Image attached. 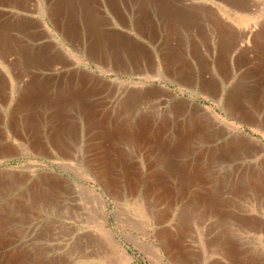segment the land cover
<instances>
[{"label":"rangeland","instance_id":"obj_1","mask_svg":"<svg viewBox=\"0 0 264 264\" xmlns=\"http://www.w3.org/2000/svg\"><path fill=\"white\" fill-rule=\"evenodd\" d=\"M41 1L15 0L11 3L0 0V42L13 53L26 50L27 42L43 48L52 44L56 51L64 50L75 63L59 70L61 65L52 60L46 62L48 70L42 72H67L81 67L93 76L92 89L79 91V108L71 103L59 113L55 111L56 106L53 109L40 106L38 119L32 125L36 124V128L31 127L40 138L52 132L54 138L65 145L69 160L46 157V144L37 142L25 129L13 135L15 128L10 129L9 124H13L14 119L8 120V124L0 118V145L10 142L17 151L15 155L0 157V251L25 253L24 258L19 259L22 264H58L53 263L56 259L59 264H108L100 258L111 255L112 237L99 222L104 209L107 214L105 229H109L113 238L126 249L131 259L129 264H176L174 259L179 256L187 259V264H264V74L243 59L222 55L225 45L218 43L216 37V16L196 10L187 14L180 8L184 3L169 0L165 3V19L153 16L155 11L151 14L156 21L151 39L133 33L138 40L136 47L146 60L140 68L134 65L108 68L64 40L55 25L40 15ZM97 1L101 12L106 11L116 21L107 1ZM254 1L260 3V8L254 12L226 8L229 17H225L226 22L236 28L244 26L240 24L242 18L249 20L251 25L260 24L264 17V0ZM78 2L73 1L69 11L73 13L71 20L77 21L80 15ZM110 3L121 21H126L128 13L138 9L137 0H111ZM208 4L212 10H221L212 2ZM17 7L35 22L45 18L51 30L49 37L37 34L32 26L28 27L33 30L29 33L26 24L10 20L9 10H17ZM144 11L150 14L149 9ZM114 29L116 36L122 31L130 32L120 21ZM122 41L126 44V40ZM162 65L174 67L176 72L164 73L159 70ZM0 71L3 74L0 77L3 79L0 82V113L9 119L11 114L7 107L14 90L9 84L10 80H16L2 64ZM179 72L204 78L208 85L197 88L184 81ZM60 83L55 81L51 86L47 83L42 92L59 89ZM84 84L89 85V82L85 80ZM124 87L152 89L155 97L144 98L142 102H125ZM223 92L242 95L246 113L241 119L227 111L221 99ZM195 103L200 104L206 114L211 110L219 120L226 122L223 124L225 134L202 138L199 133L192 132V119L199 117L191 113V104ZM95 108L111 124L128 123L141 114L151 115L152 121L159 123L164 137L140 150L129 138L113 140L108 148V141L100 132V123L87 124L83 120L85 114H91ZM230 124L238 130L232 131ZM179 129L188 136H179ZM248 142L262 148L254 152L253 157H248ZM51 150L55 149L51 147ZM87 150L98 156L105 153L125 157L131 172L136 173L140 168L145 175L154 174V187L158 190L145 193L143 189L135 191V187H130L109 196L81 162ZM13 172L18 174L16 182L9 181ZM42 175H50L52 179L43 181ZM150 214L154 218L163 215L162 222L152 221ZM158 230L170 232L174 240V248L168 255L161 252L159 259L150 248L152 243L157 245L155 233Z\"/></svg>","mask_w":264,"mask_h":264},{"label":"bare ground","instance_id":"obj_2","mask_svg":"<svg viewBox=\"0 0 264 264\" xmlns=\"http://www.w3.org/2000/svg\"><path fill=\"white\" fill-rule=\"evenodd\" d=\"M73 1H77V0H42L39 4L40 15L42 17H47L55 25V27L57 28L59 33L62 35L64 40H66L67 42L72 44L76 49L79 50V52L83 53L88 58H90L94 61H98L99 63L101 62L105 67H108V68L116 67V66L118 68L119 67L124 68L125 66L128 67L131 65H134V66L140 68L141 64H143L146 60L143 56L142 51H138V48L136 47V43H138V40L134 34H136L142 38L151 39L150 38L151 33L153 32V28H154V25L156 23L153 16H157V17L161 16L160 18H162V20L165 19V17H163L165 12H166V10H165L166 4L165 3H167L169 0H137L138 1V3H137L138 9L134 10L132 12H129L128 15H130V16L126 17V19H125L126 21H123V20L121 21V19H119V17L116 16V12L114 11L115 7L112 6V4L110 3L111 0H106L107 1L106 4H107V7L109 8L110 12H113L112 14H115L114 16H115L116 21H114V18H111L108 15V13H106V11L101 12V8H100L97 0H78L79 1L78 3L80 4V8H81L80 9V15H79L80 18L77 16L78 15L77 14L76 15L78 18V19L76 18L77 21H75V19L71 20L73 13L71 15L69 13V11L72 10ZM174 1H178V0H174ZM180 1L182 3H184L182 5L183 7H180L181 10L187 14L191 13V10H196V11L202 12L204 15L207 14L209 16H212V15L216 16V18H215V21H216L215 22L216 37L218 39V43H220L222 46L225 45V49L222 53L223 56L224 55L226 57L235 56L236 58H239L240 61H241V59H243L244 63L249 64L252 68H254V69H256V70H258L264 74V17L260 21V24L256 23V24H252V25L250 24L249 20L242 18L240 20V24H242L244 26L243 27L242 26L237 27V28L228 24L225 20L226 18H229L227 16V13L225 12L226 8H229L231 10H244V11L246 10L248 12L249 11L254 12V10H257V8L258 9L260 8V5H259L260 3L258 0H257L258 3L254 0H180ZM209 2L216 4L221 10H212L213 8H210L211 5L208 4ZM13 7H15V6H13ZM147 9L150 10V14H148V15L145 14V11H144ZM141 11H144V12L141 13ZM153 11H155L156 15L152 14ZM9 14H11L10 18H9L10 20L18 21V23L23 24V25L26 24L25 27H27V28L29 26H32V28L33 27L36 28L37 34H41V35L46 34L45 36L49 37L48 35L51 32V30L48 27V23H47V20L45 18L41 19L42 21L38 20L39 23L35 22L34 20H31L29 14L22 13L20 8H18L17 10H9ZM118 20L122 23V26L125 27L126 30H128L130 32L122 31L120 33V35L118 34L117 36H116V34H113L116 31V29H114V27H115L116 23L119 22ZM257 24H258V27H257ZM4 26H5V24H4ZM1 31H2V29L0 26V32ZM27 31L29 33H30V31L33 32V30H31L29 28L27 29ZM117 38H119L121 41L118 42ZM123 39H124V41L126 40V44H122ZM115 41H117V42H115ZM132 41L135 42L134 43L135 48L133 47L134 45H133ZM225 42H226V44H225ZM27 43H28L27 44L28 47L26 48V50L24 49L22 51L20 50L19 52L13 53L12 49L8 48L7 45H4L3 43L0 42V64H2L4 68H7L9 70V75L10 74L13 75V79L15 78V80H16V82L15 81L13 82L10 80V84H9L10 89L11 90L14 89L11 93L10 104L7 107V109L9 110V112L11 114L10 118L7 119V117L1 113H0V118L5 120V123H7L6 121L10 120L11 118L14 119L13 124L15 126L12 123L9 124V121H8V124L10 125L9 126L10 129L15 128V130H13V135H14V132H15V134L17 132H19V134H20V132L22 130L24 131V129H25L27 132H31L30 133L31 136L33 134L36 137L37 142L40 141L41 144H46V149H48V150L44 151L46 157L48 156V157L54 158V159L62 158V159L69 160V156L67 155V150H65L66 149L65 145H63L60 141H58L57 140L58 138L55 139L54 136L52 135V132L49 133L48 136H46V135L43 136L42 137L43 139H42V138H40V135L38 133H36L37 135H35L31 131V127L36 128V124L34 126H32V125L35 123L34 121H36V119H38L37 113L39 111L38 108L40 106L43 107V105H46L48 107V109H53L56 106L57 110H55V109L54 110L59 111V113H61V111L66 106H68V104H71V103L73 105H75L76 107L78 106V108H79L78 93H79V91H83V90L88 91V90L92 89L91 88L92 85L90 86V84H92L91 80L93 79V76H91V74L89 75L88 72L86 73V71L81 67L72 68V69L68 70L67 72L66 71L65 72L64 71L55 72V70H53L52 72H48V73L42 72L43 69L48 70L47 67L45 66V64H46V62H49L52 60H54L55 63L61 65L59 67V70L62 67L67 66V65H72L75 62H74L73 58L71 56H69L64 50L57 49V51H56L55 46H53L52 44H47L45 46H48V47L43 48L42 45H36L34 43L30 44L29 42H27ZM17 46H18V44H17ZM15 50H17V49H15ZM216 58H218V57H216ZM102 61H104V62H102ZM153 63H154V61H153ZM150 64H152V63L150 62ZM154 64H152L151 66H153L155 68ZM159 70L164 72V73L172 72V74H173V72H176V69L174 67L167 66V65H162L161 67H159ZM249 71H250V69H249ZM184 73L179 72L178 75L180 77H182L184 79V81L186 80L188 83H191V85L196 86L197 88L202 87V86L204 87V86L208 85V83L204 80V78L203 79H201L199 77L196 78V77H193L192 75H188V74H184ZM2 75L3 74L0 71V77H2ZM84 77H85V79H84ZM2 80H0V82ZM85 80L89 82V85L85 86V84H84ZM243 80L244 79H242V81ZM260 80H262V78ZM55 81L58 83L61 82L59 85L60 86L59 89L55 88V89L50 90V91L43 90V92H42V89L44 87L46 88L47 83L49 86H51V85L55 84ZM217 85H218V83H217ZM47 89L49 90L51 88H47ZM113 90H112V92H113ZM124 90H125L124 95H125V98L127 99V100L125 99V102H127L128 100H131V101H138L139 100V101H141L144 98L147 100L148 99L151 100V99H153V97H155L153 94L154 90H152V89L139 90L138 88H131V87L125 88L124 87ZM249 92H250V90H249ZM88 96L90 97V94H88ZM221 96H222L221 99L224 102L223 104H225L227 111L232 116H234L238 119V118H240V116H242L243 114L246 113L244 108L242 107V103L244 102V101L242 102V98H241L242 95L240 96L234 92L233 93L232 92H223V93H221ZM255 102H256V100H255ZM87 104H88V102H87ZM195 104H191V109L193 111L191 113H193V114L197 113L199 117L195 118L192 116L193 117L192 124L194 127V129H192V132L194 131L195 135L196 134L198 135V133H199V135H201L202 138H207V137L213 138L214 136L217 137V136L223 135V133H224L223 131L225 130L223 124H225L226 122L219 120L218 116L214 115L211 110H209L208 114H206V112H205L206 110L203 109L200 104H198V103H195ZM120 105H121V103H120ZM203 110H204V112H203ZM98 112H99L98 108H95L94 110H92L91 114H88L87 116L85 114V116L83 117V120L87 124H94V123L98 124V123H100L99 124L100 125L99 127L101 128L100 132L104 135L105 141L109 142V143L106 142L108 144L107 145L108 148L111 145V143L113 142V140H116L119 138H121V139L122 138H129L131 141H133V145L135 146V148L140 150L141 148H145L147 146H150V144H152L153 142L156 144L155 140H157L158 138L164 137V135L162 134L163 131H160L161 128L158 126L159 123L156 124V121H152L154 119H153V116H151V115L143 113L144 115L141 114L140 116L135 118L134 121L131 120L128 123L127 122H124V123H120V122L118 123L117 122L118 124H111V122L108 123L106 121L105 116L100 115V113H98ZM16 117H18V118H16ZM244 118H247V117H244ZM12 121L13 120H11V122ZM62 121H64V120H62ZM54 122H55V120H54ZM59 123H60V121H59ZM62 123H64V122H62ZM230 125L232 126V131L238 130L237 126L232 125V124H230ZM55 126L56 125H54V127ZM70 126H72V125H70ZM159 128H160V130H159ZM62 129H61V131H62ZM64 129H67V128H64ZM71 129L73 131V128H71ZM10 131L12 132V130H10ZM36 131H37V129H36ZM178 132H179V134H178L179 136H188L187 132H184V130H182V131L180 130ZM173 135L174 134H172V136ZM98 139H100V137ZM102 139H103V137H102ZM30 140H32V139H30ZM157 144H158V142H157ZM28 145H30V144H28ZM67 146L69 147V144ZM247 146L248 147L246 149L249 151L248 157L249 156L253 157L254 152H257V151H259V149H262L259 146L255 147L254 144H249V142L247 143ZM35 147H39V146H35ZM35 147H33V149ZM51 147H53L55 150L52 151ZM16 153H17V151L15 150V147H13V145H11L10 142L9 143L5 142L4 145H2V144L0 145V157L6 156V155L7 156L15 155ZM40 153H42V152H40ZM86 153L87 154L85 157H81V162L86 164L89 172L94 176V178L99 182L100 186L103 187L104 191L109 196L114 195L115 193L119 192L118 190H120V189L125 188L126 190H128V189H130V187H135V188H133V190H135V191L138 190L139 188L141 190L143 189V192H145V193L148 191L154 192V191L158 190L157 187H154L155 181H156V176L154 174L153 175H150V174L145 175V173L140 168H138V172H136V173L131 172L128 169L125 157H121V156L116 155V154L108 155V154H105L102 152H101L102 154H100L99 156L95 155L93 152H92L93 154L91 153L92 154L91 155L89 150H87ZM262 162H263V166H264V160ZM249 174H250V172H249ZM17 176H18V174H16V172L11 173V175H9V181H13V182L18 181V180H16V178H18ZM40 177L43 179V181L44 180L50 181L52 179V176H50V175H45V176L42 175ZM3 179H4V177H3ZM4 184H6V183H4ZM8 184H9V182H8ZM156 185H157V183H156ZM161 191H162V189H161ZM196 199H197V197H196ZM142 208H143V206H142ZM4 210H5V208H4ZM208 210H209V208H208ZM6 211H7V209H6ZM214 211H215V209H214ZM145 215H147V214H145ZM106 216H107L106 211L103 209L102 214H101L102 221H99V222L102 225L103 229L106 231V233H108L109 236L112 237V240H111L112 242L110 244L111 245V252H109V253H111V255H102L100 258L103 259L104 262H107L108 264H129L131 259L128 255L126 249L117 240H115L113 238V235L109 229H107V228L105 229L104 223L106 220L105 219ZM148 216L151 218L152 221L154 220L156 223L162 222L163 215H158L157 217L155 216V218L151 214ZM216 217H217V215H216ZM166 230H168V229H166ZM166 230H162V231L158 230L159 232L157 231L155 233V237L157 240L156 246L153 243L150 244V248L152 249V252H154V256L157 259H159L162 256L161 252L168 255L170 250L172 248H174L173 247V243H174L173 241L174 240H173V236H172L173 234L171 235L170 232H168ZM219 248H221V246ZM0 249H1V246H0ZM88 255H90V254H88ZM24 256H25V253L19 255V254H17V252H13V251L12 252L0 251V264H22L21 260H19V259L24 258ZM96 259H97V257H96ZM174 260L176 261V264H187L186 263L187 259H185L182 256H179V257L175 258ZM53 263L59 264V259H56V261H54ZM46 264H49V263H46Z\"/></svg>","mask_w":264,"mask_h":264},{"label":"crops","instance_id":"obj_3","mask_svg":"<svg viewBox=\"0 0 264 264\" xmlns=\"http://www.w3.org/2000/svg\"><path fill=\"white\" fill-rule=\"evenodd\" d=\"M10 1H11V3L15 2V0H10Z\"/></svg>","mask_w":264,"mask_h":264}]
</instances>
